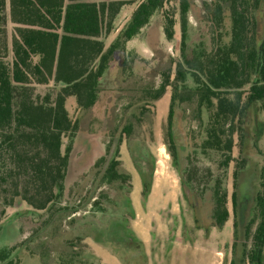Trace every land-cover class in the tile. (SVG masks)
Returning a JSON list of instances; mask_svg holds the SVG:
<instances>
[{
    "label": "trees",
    "instance_id": "trees-1",
    "mask_svg": "<svg viewBox=\"0 0 264 264\" xmlns=\"http://www.w3.org/2000/svg\"><path fill=\"white\" fill-rule=\"evenodd\" d=\"M169 1L142 0L106 47L104 38L114 31L122 8L132 0H0V230L7 208L26 202L32 210L44 211L65 196L73 142L79 131V122L70 117L66 107L68 99L74 97L82 111L92 109L117 56L124 57L118 67L130 76L135 61L126 53L128 43ZM193 2L178 0L181 59L175 78L172 80V69L163 70L158 87L142 91L143 100L158 101L172 88L164 145L180 172L184 195L195 210L199 227L222 229L229 221L224 183L239 141L232 197L235 242L230 264H264V165L256 169L254 193L250 197L240 195L243 175L252 164L249 142L262 136L255 129L264 105V34L260 37L258 20L260 13L264 16V0L203 2L207 11L204 21L215 33L211 49L204 43L194 47L189 41ZM226 18L231 28L228 40ZM9 23L13 26L11 34ZM177 23L166 11L162 34L167 43L174 41ZM39 86L52 88L41 96L35 92ZM181 101L196 106L194 116L204 130V140L194 149L218 156L215 169L192 166L184 172L177 165L175 116ZM139 114L122 130L129 143L140 137L137 128L142 127V110ZM66 137L69 141L63 152ZM122 143L120 137L114 153L108 145L105 156L96 163L107 164L104 178L108 184H123L132 178L119 159ZM252 147L264 164V150L256 142ZM149 154L150 159L135 161L144 203L151 194L156 171V160ZM126 201L134 217L132 200L127 197ZM203 204L210 205L208 223L200 216ZM125 220L112 225L110 233L116 234V240L111 243L125 253L141 252L139 264L146 261L145 244ZM78 238L80 245L73 240L65 242L63 264H75L77 259L87 264L97 258L85 238ZM7 253L2 251L0 260L6 259Z\"/></svg>",
    "mask_w": 264,
    "mask_h": 264
},
{
    "label": "rangeland",
    "instance_id": "rangeland-1",
    "mask_svg": "<svg viewBox=\"0 0 264 264\" xmlns=\"http://www.w3.org/2000/svg\"><path fill=\"white\" fill-rule=\"evenodd\" d=\"M132 1L133 3L125 5L111 35L104 38L106 47L128 22L132 8L142 0ZM192 1L189 41L194 47L204 43L206 49H211L215 33L211 24L204 21L207 11L203 9V2L212 4L216 0ZM166 11L178 20L175 39L171 43H167L162 34ZM258 20L259 34L262 37L263 13L259 14ZM7 29L9 34L13 32L11 23ZM224 29L228 40L231 29L229 18L225 20ZM180 43L178 0H171L163 11L153 17L150 25L128 43L126 53L135 61L132 63L130 76L118 67L123 56H117L103 80L99 101L92 109L82 111L74 97L68 99L66 107L70 117L79 122V131L73 142L65 196L44 211H34L26 202L7 208L0 230V253L6 250L8 256L0 260V264H63L65 259L61 255L65 253V242L73 240L80 245V236L85 238L97 256L87 264H136L141 252L125 253L111 243L116 240V234L110 233L112 225L125 219L139 240L149 241L144 250L146 261L141 260L139 264H230L235 242L232 197L235 191L236 160L240 159L238 138H235L238 142L233 150L235 161L231 163L224 183L228 194L229 221L222 229L212 227L207 230L199 227L195 210L191 209L184 195L180 172L164 145L172 88L169 87L158 101L143 100L145 96L142 91L158 87L163 70L172 69V80L175 78L177 61L181 59ZM51 88L39 86L35 92L43 96ZM141 110L142 127L137 128L140 137L129 143L127 136H122V130L131 120L134 121L133 116H140ZM195 110V105L182 101L176 105L177 165H181L184 172L190 171L187 169L192 166H211L215 169L218 158L194 149L204 140V130L195 120ZM257 121L259 127L257 129L255 126L254 129L260 131L262 136L249 142L252 164L249 172L242 178L240 195L243 197H250L254 193L253 183L257 180L259 171L256 172V169L264 165L261 156L252 147L256 142L264 150V105L259 109ZM120 137H123V143L119 159L132 178L127 183L112 185L104 178L107 164L96 163L105 156L108 145L112 146V153L115 152ZM68 141L69 138L66 137L63 152ZM149 153L156 160V171L151 194L144 203L142 178L135 161L150 159ZM128 186L132 188L129 190ZM135 196H139L141 203L136 210L134 208L133 217L126 200L129 197L133 203ZM201 208V219L205 218L208 223L210 205L203 204ZM80 262L77 259L75 264Z\"/></svg>",
    "mask_w": 264,
    "mask_h": 264
},
{
    "label": "crops",
    "instance_id": "crops-1",
    "mask_svg": "<svg viewBox=\"0 0 264 264\" xmlns=\"http://www.w3.org/2000/svg\"><path fill=\"white\" fill-rule=\"evenodd\" d=\"M125 7V6H124ZM124 7L122 8V10L124 9ZM137 7V6H136ZM135 7V8H136ZM135 8H132V10L130 11V14L132 15V13H133V11L135 10ZM122 10H121V12H122ZM121 12H120V14H121ZM119 14V15H120ZM119 17V16H118ZM117 17V18H118ZM131 17V16H130ZM130 19V18H129ZM117 20V19H116ZM138 186V185H137ZM138 193H139V190H138ZM137 193V194H138ZM140 201H139V196H135V198H134V200H133V206H134V208H135V210H136V208H138V205H140ZM144 242V244H148L149 243V241L148 240H144L143 241ZM154 264V263H153ZM171 264H176V263H171Z\"/></svg>",
    "mask_w": 264,
    "mask_h": 264
}]
</instances>
